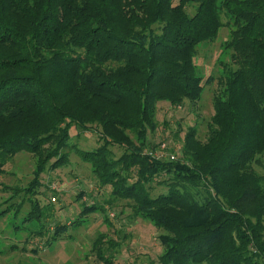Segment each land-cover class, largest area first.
<instances>
[{
  "label": "trees",
  "instance_id": "1",
  "mask_svg": "<svg viewBox=\"0 0 264 264\" xmlns=\"http://www.w3.org/2000/svg\"><path fill=\"white\" fill-rule=\"evenodd\" d=\"M222 14L230 64L207 138L187 130L184 162L143 153L159 101L201 99L197 48L217 38ZM73 124L98 133L99 146L78 153L99 186L164 230L152 264H264V178L253 168L264 154V0H0V174L18 152L34 155L32 180L7 201L23 190L38 234L52 205L32 193L69 164ZM161 174L168 191L152 196Z\"/></svg>",
  "mask_w": 264,
  "mask_h": 264
},
{
  "label": "rangeland",
  "instance_id": "2",
  "mask_svg": "<svg viewBox=\"0 0 264 264\" xmlns=\"http://www.w3.org/2000/svg\"><path fill=\"white\" fill-rule=\"evenodd\" d=\"M187 11L192 15L195 6H187ZM222 19L225 24L217 38L197 48L195 62L205 86L201 99L177 106L159 101L157 128L150 132L143 153L159 150L165 143L164 152L174 153L176 158L172 160L184 162L187 160L182 148L187 130L194 127L200 140L207 138L214 115V97L223 87L224 66L230 64L229 50L224 48V43L232 25L226 15L222 14ZM100 143L95 127L72 125L67 146L69 164L47 170L42 177V186L32 193V199L43 206L42 209L52 205L46 211L43 234L36 233L38 229L42 230L37 224L42 218L24 222L32 202L24 199L23 190L22 194L7 201L16 188H23L32 180L34 155L23 150L7 160L5 172L0 174V212L3 211L0 213V264H110L104 258L110 259L111 264H152L157 261L164 250L159 241L164 230L136 215L132 201L114 198L111 185L99 186L91 166L79 156L78 149H93ZM111 149L116 158L124 151V147L117 145ZM253 168L264 178V154L253 163ZM134 175L130 174V181L135 179ZM167 177V174H161L152 182V196L168 191V183L162 182ZM19 203L22 206L18 208ZM86 204H96L99 208L86 212L85 216L82 211ZM62 224H66V228L54 237L57 226ZM100 246L104 258L98 257Z\"/></svg>",
  "mask_w": 264,
  "mask_h": 264
},
{
  "label": "built area",
  "instance_id": "3",
  "mask_svg": "<svg viewBox=\"0 0 264 264\" xmlns=\"http://www.w3.org/2000/svg\"><path fill=\"white\" fill-rule=\"evenodd\" d=\"M165 146L166 144L165 143H162L160 145V148L159 150H156V151H153V150H149L145 153H148L149 155H152L153 157H156L158 159H163V158H169V159H175L176 158V155L174 153H167V152H164V149H165Z\"/></svg>",
  "mask_w": 264,
  "mask_h": 264
}]
</instances>
